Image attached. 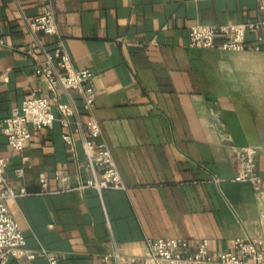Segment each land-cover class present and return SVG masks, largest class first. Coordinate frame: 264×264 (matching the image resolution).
<instances>
[{"label":"crops","instance_id":"0c3cea01","mask_svg":"<svg viewBox=\"0 0 264 264\" xmlns=\"http://www.w3.org/2000/svg\"><path fill=\"white\" fill-rule=\"evenodd\" d=\"M49 2L75 67L96 75V117L128 189L41 193L42 173L51 190L63 188L57 171H67L74 186L92 178L75 120L73 149L59 120L36 129L21 152L0 132L9 183L30 193L8 202L28 247L45 248L60 264L142 258L147 239H209L214 254L246 237L264 247V188L230 181L236 151L247 146L258 148L264 174V51L196 49L189 36L196 24L262 19L259 0H0L1 119L26 99L51 96L26 53L35 40L26 21ZM247 41L254 43L250 34ZM74 101L84 124L83 102L77 94ZM216 177L228 181L216 184ZM9 264L50 261L38 255Z\"/></svg>","mask_w":264,"mask_h":264},{"label":"built area","instance_id":"2783aa9c","mask_svg":"<svg viewBox=\"0 0 264 264\" xmlns=\"http://www.w3.org/2000/svg\"><path fill=\"white\" fill-rule=\"evenodd\" d=\"M263 18L245 23H228L225 25L196 24L189 31L190 46L196 49H211L227 52L244 51L252 46L255 51H264V0H259ZM51 2L45 5L44 12L38 17L27 20L28 32L34 37L33 43L26 53L36 61V74L48 83L51 96L35 95L23 101L21 106L12 109L7 118H0V132L8 144L16 151H23L31 141L34 131L52 129L59 120L67 130L63 135L64 142L73 149L74 137L70 131L73 120L77 131L83 139L87 166L92 178L85 184L74 186L67 171H57L56 179L63 184L59 190H51L48 176L42 173L40 182L42 194L51 195L62 192L80 191L92 188L100 194L107 189H128L108 144L104 137L100 121L96 117L97 91L94 84L95 73L79 70L68 53L65 42L60 36L55 10ZM54 36L57 42L46 46L39 34ZM253 37L250 45L247 35ZM5 45L0 38V47ZM74 94L83 102L86 122H82V113L75 104ZM68 98L67 102L62 100ZM56 109V110H55ZM84 127L87 128V132ZM258 148L243 147L236 151L238 168L236 175L230 180L233 183L249 184L254 191L264 188V174L257 169L256 156ZM26 159L17 169L18 176L25 174ZM8 158L0 157V264L11 261L34 260L44 255L50 264L61 261L45 248L38 251L30 249L20 223L9 208L8 202L26 197L30 193L26 189L17 190L10 185L7 170ZM214 183L221 184L227 179L216 177ZM148 254L145 257H126L115 255L117 264H264V247L258 241L246 237L235 241L230 251L214 254L209 239H147Z\"/></svg>","mask_w":264,"mask_h":264}]
</instances>
